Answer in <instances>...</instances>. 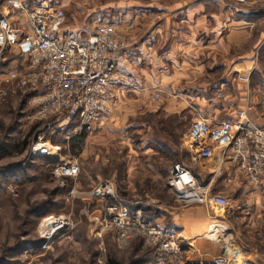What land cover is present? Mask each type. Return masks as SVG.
<instances>
[{
    "label": "rangeland",
    "instance_id": "rangeland-1",
    "mask_svg": "<svg viewBox=\"0 0 264 264\" xmlns=\"http://www.w3.org/2000/svg\"><path fill=\"white\" fill-rule=\"evenodd\" d=\"M35 1L62 7L66 22L61 33L85 38L97 26H109L107 23L128 13L132 20L133 11L140 6L166 8L192 0ZM249 2L264 10L259 0H247L244 6ZM258 26L256 42L262 29V25ZM118 36L128 45L126 39ZM21 60L15 51L0 50V264H153V251L143 242L136 240L121 250L110 237L99 240L89 234L94 226L90 212L97 203L91 204L88 195L96 186H90L84 175L96 171L102 180H114L118 194L125 197L170 203L172 196L163 189V180L171 166L187 164L189 160L184 141L193 122L190 116L136 111L134 107L126 112L120 110L103 122V128L95 129L84 148L78 142L67 145L63 133L57 135L48 127V121L33 119L31 100L35 89L21 88L16 80L7 82L10 70L18 69ZM137 99L132 96L127 101L133 103ZM139 99L150 104L145 101L151 100L148 94ZM136 121L149 125L158 141L156 146L148 143L140 147L137 135L131 132ZM39 141H50L60 149L59 163L44 158L26 163L32 146ZM138 147L141 151H137ZM149 149L153 150L145 153ZM151 161L159 164L158 180H153L147 170ZM69 162L78 163L83 175L73 179L60 177L58 169ZM251 217L256 223L247 225L246 216L232 214L236 233L235 237H228L238 252L255 253L249 255L247 264H264V207ZM226 260L227 264H234Z\"/></svg>",
    "mask_w": 264,
    "mask_h": 264
},
{
    "label": "crops",
    "instance_id": "crops-1",
    "mask_svg": "<svg viewBox=\"0 0 264 264\" xmlns=\"http://www.w3.org/2000/svg\"><path fill=\"white\" fill-rule=\"evenodd\" d=\"M232 1L192 0L166 8L144 5L133 11L132 20L128 13L122 19L107 23L128 42L121 71L136 78L148 91L159 92L162 98L159 101L146 99L150 103L147 104L139 99L144 94L122 92L111 103V115L99 124L80 129L75 122L59 120L48 127L57 135L63 133L67 145L76 144L79 137L84 136V145H81L84 148L95 129L104 127L105 120L115 117L117 111L126 112L133 107L144 112L186 113L192 121L199 116L210 121H235L240 110L246 112L249 121L264 126V10L253 7L251 2L248 6L236 7ZM258 25H262V29L256 42ZM21 65L22 60L19 67ZM132 96L138 98L136 102L127 101ZM132 126L131 132L137 135L140 147L148 143L157 145L149 125L136 121ZM46 143L52 146L50 141ZM184 143L189 157L187 165L198 184L209 196L228 199L227 208L217 207L212 202L184 204L176 200L165 186V178L173 166L167 170L162 186L172 196L170 203L120 195L158 226L175 231L188 259L209 261L223 256L234 264H247L249 255L255 253L238 252L231 243L228 236L235 237L236 228L230 216L239 213L248 218L247 225L256 223L251 215L258 214L264 207V178L258 188H252L235 173L234 165L225 161L220 146H213L211 159H198L199 144L191 142L187 134ZM52 147L58 152L55 162L59 163L60 149ZM137 151H141L139 147ZM150 163L147 170L153 180H158L159 164ZM84 177L90 186L104 181L116 184L114 180H102L96 171L85 172ZM101 213L102 207L95 204L90 212L93 229ZM93 229L89 230L90 235ZM213 229H216L215 240L211 236Z\"/></svg>",
    "mask_w": 264,
    "mask_h": 264
},
{
    "label": "built area",
    "instance_id": "built-area-1",
    "mask_svg": "<svg viewBox=\"0 0 264 264\" xmlns=\"http://www.w3.org/2000/svg\"><path fill=\"white\" fill-rule=\"evenodd\" d=\"M259 1L264 5V0ZM246 3L235 0L237 6ZM65 22L63 8L52 2L0 0V50L15 51L23 63L10 70L7 82L16 80L21 88L35 89L33 119L48 121V126L61 120L75 122L83 129L109 117L111 103L122 92L148 94L152 101L162 98L159 92L148 91L121 71L128 45L113 26H97L87 37L78 38L61 33ZM237 113L235 121H210L199 116L191 123L187 137L199 144L198 159H211L213 146L223 148V158L234 165L235 173L258 188L264 178V126L249 121L245 111ZM40 141L32 146L27 164L39 158L57 160L58 152ZM80 170L75 162L61 166L58 173L60 177L77 178ZM193 174L183 162L173 165L165 178L166 189L184 204L212 202L228 207V199L209 196ZM116 187L104 181L88 195L91 204L102 207L93 238L110 237L121 250L141 240L153 251V264H227L224 257L188 259L179 235L149 220L141 209H133L132 202L120 196Z\"/></svg>",
    "mask_w": 264,
    "mask_h": 264
},
{
    "label": "bare ground",
    "instance_id": "bare-ground-1",
    "mask_svg": "<svg viewBox=\"0 0 264 264\" xmlns=\"http://www.w3.org/2000/svg\"><path fill=\"white\" fill-rule=\"evenodd\" d=\"M217 228H219L220 230H223V227L222 226H218ZM215 235H216V229H213V231H211V236L213 237V240L216 239V236ZM224 242H225L226 245H228L227 244V239H225Z\"/></svg>",
    "mask_w": 264,
    "mask_h": 264
},
{
    "label": "trees",
    "instance_id": "trees-1",
    "mask_svg": "<svg viewBox=\"0 0 264 264\" xmlns=\"http://www.w3.org/2000/svg\"><path fill=\"white\" fill-rule=\"evenodd\" d=\"M83 137H84V136L79 137V139L77 140V142H78L80 148H81L82 140L84 139ZM25 145H26V143H25ZM138 242H141V243H142L141 240H138Z\"/></svg>",
    "mask_w": 264,
    "mask_h": 264
}]
</instances>
